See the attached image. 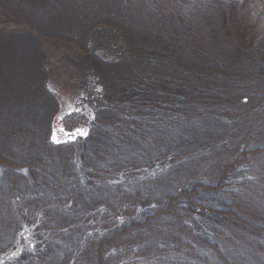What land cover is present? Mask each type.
Instances as JSON below:
<instances>
[{"label": "trees", "instance_id": "obj_1", "mask_svg": "<svg viewBox=\"0 0 264 264\" xmlns=\"http://www.w3.org/2000/svg\"><path fill=\"white\" fill-rule=\"evenodd\" d=\"M190 1L79 0L80 11L91 15L88 22L104 19L109 28L117 20L125 19L128 25L139 22L137 27L130 25L129 35L124 26H116L123 34L116 50L124 68L120 72L127 70L126 79L138 84L128 85L125 80L128 88L111 92L118 97L112 98L115 105L134 126L154 112L174 108L184 91L180 80L192 85L202 71L196 65L208 63L203 51L199 61L193 56L200 47L201 24L187 18L194 12ZM226 1L232 41L244 48L256 46L263 54L264 0ZM2 5L9 10L5 17L0 15V223L4 236L11 239L25 225L32 226L36 236L31 251L12 259V243L0 237V264H259L255 260L264 255V205L255 198L264 191H252L256 185L248 176L264 175V163H256L264 158V144L244 146L238 154L233 148L221 163L220 187L241 172L238 187L247 180L243 191L229 186L222 192L193 182L161 205L153 204L147 214L128 217L133 208L150 206H141L139 192H128L137 169L117 167L110 160L97 167V148L110 153L118 150L116 145L82 143L81 165L74 160L72 143L49 141L60 100L45 84L42 39L55 36L73 42V34L64 36L58 31L63 26L52 24L65 19L66 1L5 0ZM20 15L38 31L15 27ZM263 66L255 65V70ZM236 81L235 91L221 89L227 96L240 94L231 110L242 111L253 100L264 104V78ZM119 94H125L121 101ZM262 110L264 114V106ZM109 114L112 117L113 111ZM89 136L86 140H96ZM153 167L146 168L143 177L153 176Z\"/></svg>", "mask_w": 264, "mask_h": 264}, {"label": "rangeland", "instance_id": "obj_2", "mask_svg": "<svg viewBox=\"0 0 264 264\" xmlns=\"http://www.w3.org/2000/svg\"><path fill=\"white\" fill-rule=\"evenodd\" d=\"M65 1L64 14L62 12L65 19L52 24L63 26L58 31L64 36L73 34V42L66 38H59L63 41L58 40L53 31L51 33L54 37L42 39L45 84L60 100L59 111L49 127V141L52 144L72 143L75 148L74 160L81 165L85 158L83 153L80 154L82 143L116 145L118 150H113V147L110 153L105 152V147L97 148L100 156L95 154L97 167L110 160L117 167L137 169L130 178L128 192H139L141 200L144 201L141 206H150L139 210L133 208V211H128V217L131 213L134 216L143 215L149 209L155 208L153 204L161 205L163 200L193 182L201 181L203 186L212 185L222 192L230 189L229 186L234 187V191H243L247 180L242 187H238L244 175L241 172L238 176H229L220 187L217 181L221 163L231 156L233 148L237 149L238 154V150L244 146L264 144V104L253 100L242 111L231 110L230 106L240 94L237 96L233 92L227 96L221 89L226 86L227 89L235 91L234 84L239 85L237 79L260 82L264 78V53L256 46L244 48L232 41L234 37L230 38L227 1H190L194 12L187 18L196 23L200 21L201 24L198 31L201 33L200 47L193 56L199 61L203 51L207 54L208 63L196 65L197 71H202L193 77L192 85L185 82V79L180 80L184 84V91L180 93V101L174 108L154 112L153 117L149 118L148 115L135 126L127 122L126 114L115 105L116 99H112L117 95L111 92L118 89L120 93L128 85L138 84L132 82L131 77L126 79L124 75L127 70L121 74L124 68L119 66L122 64L117 61L119 58L116 57V50L122 45L120 37L123 34L116 26H124L126 35H129L130 25L137 27L139 22L134 20L128 25L125 19L117 20L109 28L105 26L107 21L104 19H92L88 22L91 15L80 11L79 0ZM4 2L5 0H0L2 17L8 13L5 5L3 8ZM20 17V22L14 21L15 27L25 31H38V26H29L25 17ZM126 53L127 51L123 52ZM95 55L99 56L93 57ZM255 65L263 66V69L255 70ZM124 83L128 85L124 86ZM149 85L151 83L147 88ZM160 87L163 91L168 90V86ZM124 96L125 94H121L119 101ZM107 108L113 111L112 117ZM88 134L96 140H86ZM253 138L257 139L254 143H245ZM100 152L103 154L100 155ZM256 163H264V158L256 160ZM152 167L155 171L153 176L143 177L146 175L143 173L145 169L152 170ZM248 178L256 185L252 191L256 188H263L264 191V175L256 179L249 175ZM246 191L252 192L250 189ZM255 199L264 205V192ZM38 215L40 216V211ZM31 228L29 225L23 226L11 239L8 235L4 236V227L0 223V237L4 236L6 241L12 243L9 259L20 256L25 250L33 249L36 233ZM257 259L255 261L259 264H264V255L260 256V260Z\"/></svg>", "mask_w": 264, "mask_h": 264}]
</instances>
